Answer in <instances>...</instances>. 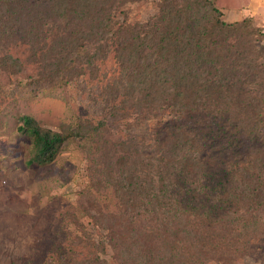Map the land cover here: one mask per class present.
<instances>
[{
    "label": "trees",
    "instance_id": "trees-1",
    "mask_svg": "<svg viewBox=\"0 0 264 264\" xmlns=\"http://www.w3.org/2000/svg\"><path fill=\"white\" fill-rule=\"evenodd\" d=\"M263 33L215 0H0V71L33 65L30 99L89 102L60 130L13 114L28 165L87 153L95 228L74 213L59 264H235L263 246Z\"/></svg>",
    "mask_w": 264,
    "mask_h": 264
},
{
    "label": "rangeland",
    "instance_id": "rangeland-1",
    "mask_svg": "<svg viewBox=\"0 0 264 264\" xmlns=\"http://www.w3.org/2000/svg\"><path fill=\"white\" fill-rule=\"evenodd\" d=\"M149 8L135 4L131 15L140 18ZM250 18L255 26L264 28ZM22 51L18 48L14 53L25 58ZM31 70L33 65L25 67L23 77L12 79L0 71L5 89L0 97V264H59V247L79 233L74 229V213L88 229L95 228L83 209L88 198L85 188L91 180L82 141L69 144L53 163L30 166L27 139L18 133L13 118L15 113L28 112L42 125L60 130L72 122L74 113L86 114L89 102L73 87L30 99L28 88H20L17 82H25L24 76ZM7 107L12 115H5ZM124 128L121 134L127 133ZM103 192L110 198L112 189ZM235 264H264V244Z\"/></svg>",
    "mask_w": 264,
    "mask_h": 264
},
{
    "label": "crops",
    "instance_id": "crops-1",
    "mask_svg": "<svg viewBox=\"0 0 264 264\" xmlns=\"http://www.w3.org/2000/svg\"><path fill=\"white\" fill-rule=\"evenodd\" d=\"M215 2L224 12L225 20L236 21L252 17L264 27V0H215Z\"/></svg>",
    "mask_w": 264,
    "mask_h": 264
},
{
    "label": "built area",
    "instance_id": "built-area-1",
    "mask_svg": "<svg viewBox=\"0 0 264 264\" xmlns=\"http://www.w3.org/2000/svg\"><path fill=\"white\" fill-rule=\"evenodd\" d=\"M263 41H264V33H263Z\"/></svg>",
    "mask_w": 264,
    "mask_h": 264
}]
</instances>
